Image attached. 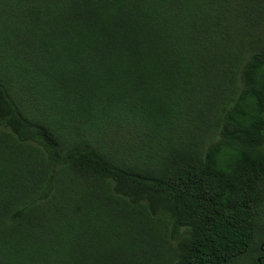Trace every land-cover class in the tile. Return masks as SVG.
I'll use <instances>...</instances> for the list:
<instances>
[{
    "label": "trees",
    "instance_id": "obj_1",
    "mask_svg": "<svg viewBox=\"0 0 264 264\" xmlns=\"http://www.w3.org/2000/svg\"><path fill=\"white\" fill-rule=\"evenodd\" d=\"M262 232L264 0H0V264H235Z\"/></svg>",
    "mask_w": 264,
    "mask_h": 264
},
{
    "label": "rangeland",
    "instance_id": "obj_2",
    "mask_svg": "<svg viewBox=\"0 0 264 264\" xmlns=\"http://www.w3.org/2000/svg\"><path fill=\"white\" fill-rule=\"evenodd\" d=\"M264 240V232L260 234V236L257 237L253 250L246 256L242 258V260L236 262L235 264H255V261L257 260V257L259 256L256 251L258 244Z\"/></svg>",
    "mask_w": 264,
    "mask_h": 264
},
{
    "label": "flooded vegetation",
    "instance_id": "obj_3",
    "mask_svg": "<svg viewBox=\"0 0 264 264\" xmlns=\"http://www.w3.org/2000/svg\"><path fill=\"white\" fill-rule=\"evenodd\" d=\"M260 249H261V253L258 257H257V262L259 264H263V258H264V240L263 242L260 244Z\"/></svg>",
    "mask_w": 264,
    "mask_h": 264
}]
</instances>
